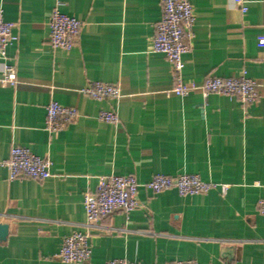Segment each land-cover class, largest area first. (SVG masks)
Returning a JSON list of instances; mask_svg holds the SVG:
<instances>
[{
  "label": "crops",
  "instance_id": "crops-1",
  "mask_svg": "<svg viewBox=\"0 0 264 264\" xmlns=\"http://www.w3.org/2000/svg\"><path fill=\"white\" fill-rule=\"evenodd\" d=\"M188 0L195 22L182 80L244 75L264 82V0ZM81 22L68 51L48 44L55 8ZM16 40L2 63L15 68V86H0V264H63L65 237L87 233L85 264H264V87L244 105L236 97L199 92L167 95L174 82L162 54L151 52L161 0H0ZM88 82L115 84L121 98L95 101L78 90ZM50 101L78 117L50 135ZM113 111L117 125L98 120ZM13 146L51 162L43 181H9L4 162ZM198 175L215 185L206 194H157L140 187V207L85 225L83 197L100 177ZM222 186L227 188L223 192Z\"/></svg>",
  "mask_w": 264,
  "mask_h": 264
},
{
  "label": "built area",
  "instance_id": "built-area-1",
  "mask_svg": "<svg viewBox=\"0 0 264 264\" xmlns=\"http://www.w3.org/2000/svg\"><path fill=\"white\" fill-rule=\"evenodd\" d=\"M242 14L247 8L243 0H234ZM195 22L194 11L188 0H161V17L155 24V33L151 39V52L162 54L167 60L174 85L167 95L186 96L199 92L204 98L211 94L224 97H236L242 104L248 105L259 97L262 84L244 75L220 78L207 77L201 83H185L181 77L183 55L188 53L193 37ZM48 44L56 50L68 52L77 42L81 22L61 13L56 7L49 18ZM14 25L2 18L0 9V60L6 57V47L16 37ZM264 41V37H263ZM17 83L15 68L2 63L0 67V86H15ZM78 92L95 101L121 98L119 87L115 84L88 82ZM78 113L74 107H65L50 101L45 108L44 128L50 135L58 133L76 121ZM98 120L109 125H117L119 119L113 111H100ZM9 181L30 179L43 181L51 176L50 160L32 154L27 148L13 146L9 158L4 162ZM142 187L150 193L157 194L165 190H176L181 196L206 194L216 186L203 182L198 175H177L175 177L155 175L150 181L139 184L134 176L110 175L100 177L94 192H87L83 197L85 225L91 227L103 218L116 212L128 215L140 207L137 199L138 189ZM226 186H222L224 192ZM257 212L264 215V199L257 202ZM88 234L74 232L64 238L55 259L63 264H85L91 256ZM101 264H142L130 263L122 259H113ZM171 264H198L194 260H175Z\"/></svg>",
  "mask_w": 264,
  "mask_h": 264
},
{
  "label": "water",
  "instance_id": "water-1",
  "mask_svg": "<svg viewBox=\"0 0 264 264\" xmlns=\"http://www.w3.org/2000/svg\"><path fill=\"white\" fill-rule=\"evenodd\" d=\"M8 227L6 224H0V240H4L7 236Z\"/></svg>",
  "mask_w": 264,
  "mask_h": 264
}]
</instances>
